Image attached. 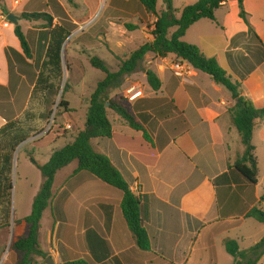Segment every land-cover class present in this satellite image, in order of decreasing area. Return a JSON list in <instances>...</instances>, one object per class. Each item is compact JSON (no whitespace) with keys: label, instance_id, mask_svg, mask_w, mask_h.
Wrapping results in <instances>:
<instances>
[{"label":"crops","instance_id":"1","mask_svg":"<svg viewBox=\"0 0 264 264\" xmlns=\"http://www.w3.org/2000/svg\"><path fill=\"white\" fill-rule=\"evenodd\" d=\"M93 2L0 0V14L18 18L15 25L8 20L0 24V129L9 122L28 123L33 129L41 126L38 114L43 99L40 93L33 95V86L45 58L49 31L64 20L81 30L96 16ZM126 5L136 10L137 30L144 39L138 47L133 41H114L115 48L129 49L130 55L151 41L156 18L147 15L136 0H124L107 5L102 18L94 22H104L103 37L110 48L109 30H116L123 39L126 34L135 38L134 31L124 29L127 23L114 28L116 22L124 21ZM243 8L260 43L247 33L237 0H224L214 12V21L199 20L181 40L215 58L232 81L241 83V95L256 109H264V0H243ZM156 12L161 13L157 5ZM24 14L48 15L52 26L47 27L42 19H24ZM149 21L152 24L146 29ZM16 26L25 38L28 56L14 34ZM90 42L78 40L73 51L77 53L81 47L90 54ZM171 59L173 56L146 54L138 69L109 94V100L122 94L117 101L144 128L151 144L143 141L141 131L128 127L110 110L112 138L90 141L92 149L109 159L131 193L140 198L150 250L138 248L123 218L117 191L86 172L75 173L77 162H72L55 175L50 205L40 222L39 246L52 264L76 260L92 264H234L225 251V241H235L239 251H244L264 238V224L246 217L253 208L264 212V119L255 122L252 133L258 170L253 185L233 171L244 149L228 113L234 103L229 92L190 66L189 83H182L170 68ZM147 71L159 79L158 91L147 84ZM130 88L140 92L133 100L127 99ZM76 100V106L68 100L70 112L64 117L71 122L72 131L43 145L63 140L60 149L84 129L87 98ZM55 150L46 151L45 159ZM36 195H32L31 206ZM15 209L21 213L20 219L31 212L28 203ZM257 264H264V255Z\"/></svg>","mask_w":264,"mask_h":264},{"label":"trees","instance_id":"2","mask_svg":"<svg viewBox=\"0 0 264 264\" xmlns=\"http://www.w3.org/2000/svg\"><path fill=\"white\" fill-rule=\"evenodd\" d=\"M67 1L72 2V0ZM136 1L143 7L147 15L156 18L150 33L151 41L140 46L127 60L121 61L116 72H111L100 58L88 56L91 67L101 71L105 77L96 84L95 90L90 95L84 129L78 132L71 142L53 151L45 164L40 165L33 156H29V162L39 170L43 182L32 202L30 214L24 219L16 221L17 225L25 224L27 226V235L17 239L12 245L15 251L23 253L19 264H33L29 261L31 255L46 259L47 256L41 251L38 242L41 218L50 205L55 175L72 162H77L75 173L86 172L117 191L121 199L120 209L123 218L129 231L136 239L138 248L143 251L150 250L149 238L142 226L140 198L131 193L128 185L109 159L96 153L90 145L92 139L112 138V127L107 117L108 110L119 116L131 129L141 131L143 141L148 145L151 144L144 128L120 105L119 101L107 98L110 91L118 89L124 79L138 69L146 54L150 53L158 58L173 56L175 61H183L194 70L210 76L214 84L222 86L229 92L234 103L228 109V113L244 149L242 155L235 161L233 171L245 181L253 185L257 183L258 170L254 157L255 149L251 140L255 122L264 119V109H256L251 101L241 95V83L232 81L215 58L206 57L196 45L181 40L189 27L199 20L214 21V12L224 0H198L194 4L185 6L180 11L178 18L172 8V0H163L166 10L160 14L156 12L157 0ZM237 5L239 17L248 27L247 33L252 36L253 40L260 43L248 23L243 0H237ZM22 18L27 20L42 19L47 23V27L51 28L52 26V18L45 14H24ZM124 27L128 32L138 29V26L133 24H125ZM76 30L75 24L65 20L50 29L45 58L33 86L35 97L38 93L45 94L59 90L63 80L62 50L67 39ZM14 34L25 55L28 56L29 49L18 26L15 27ZM227 56L230 59V55ZM146 74L149 87L158 91L161 83L157 76L152 71H147ZM67 89L65 85L63 94L67 92ZM106 104H108L107 108ZM58 108L67 112L68 103L61 99ZM40 133L39 130L31 128L28 123L23 126L18 122H9L0 129V228L10 225L11 170L14 152L19 145L25 147L29 139L37 137ZM246 217L264 224V212L258 208L251 209ZM225 251L233 258L234 264H257L264 255V238L244 251H239L235 241L227 240L225 241ZM64 264L92 263L86 260H76Z\"/></svg>","mask_w":264,"mask_h":264},{"label":"rangeland","instance_id":"3","mask_svg":"<svg viewBox=\"0 0 264 264\" xmlns=\"http://www.w3.org/2000/svg\"><path fill=\"white\" fill-rule=\"evenodd\" d=\"M94 1L95 3L93 2V7L96 6V16L94 18H91L88 24L81 30H76L75 32H73L72 35L67 39L64 49L62 50L63 80L59 90L45 94L43 93L41 96V99H43L42 107L39 114L37 113L38 116L40 115L41 126L36 129L37 131L39 130V132L41 133L38 135V137L29 139L26 142L25 147L19 145L14 152L11 170V217L10 225L0 228V264H19L23 258V253L17 252L12 248L13 243L17 239L23 238L27 235V226L25 224H16V221L22 219L18 217L21 216V213L19 215L17 214L15 206L22 204L26 206V204L28 203V211L30 212V202L32 195L38 193L43 182V178L39 170L29 163V156H33L34 159L39 162V164H45L48 161V159H45L46 151L55 150L59 148L64 144V141L59 140L55 142H50L46 145H43V143L53 138L64 137L67 133L72 131V129L64 130L65 125H71V122L64 118L66 117V115H68L67 113L70 112V110L68 109V111L65 112L62 108H58L60 100L63 99L69 105L68 100L71 99L72 103L76 106V99H81V96H83L84 98H87V103L84 104L85 109L86 107H88L89 97L95 90L96 84L99 81H102L105 77V75L101 71L93 69L89 65L88 61L86 62V58L90 55L100 58L105 62L106 66H109V70L113 72L119 68L121 61L127 60L132 54L131 53L129 55V49L126 51H120L119 49L115 48L116 43L114 41L124 40L128 43L133 41V45L137 47L144 41L143 34L138 30L132 33L134 35L133 37L135 38H132L131 36L126 34V37L124 39L122 38V35H118V32L116 30H109L108 34L111 40H109L112 48L111 50L109 45L106 43L105 38L103 37L104 30L101 28V26L105 27L104 22L102 24H97L98 22L94 21H96V19L99 20V18H102V15L106 10L107 5H119V3L124 0ZM192 2H194V0H173L172 8L175 11V16L179 17L180 10L184 6L191 5L189 3ZM126 7L129 9L127 11L128 13L123 19L124 21L118 23L116 22L114 28L120 29L121 27L119 25H122L123 23H136V25H138V17H134L136 14V10L131 9V7L127 5ZM164 10H166L164 1L157 0V11L162 12ZM93 22L97 26H94L91 29V25L94 24ZM145 23L146 29H149V26L152 24V22L149 21ZM83 31L85 33L84 36L81 34ZM148 33L150 32L148 31ZM98 36H101V38H98ZM78 40H91L90 43L92 44V52L89 54L84 49L79 47V52L75 53L73 51V47L75 46ZM171 61L175 60L171 59ZM165 64L167 65L166 62ZM65 85L68 89L67 92L63 94ZM111 92H113V90L108 93V99L110 98L109 94ZM119 98H122V94H118L113 99L117 100ZM109 118L112 119L111 113H109ZM41 144L43 146H41ZM14 218L19 219L14 220ZM35 259L36 256L31 255L29 257V261L33 264H44V259L41 258V260L38 262L35 261Z\"/></svg>","mask_w":264,"mask_h":264},{"label":"built area","instance_id":"4","mask_svg":"<svg viewBox=\"0 0 264 264\" xmlns=\"http://www.w3.org/2000/svg\"><path fill=\"white\" fill-rule=\"evenodd\" d=\"M7 23V19L4 15L0 14V24ZM170 68L173 74L179 78L182 83H189L190 69L189 66L183 61H173L170 64ZM127 99L133 100L140 95V92L136 91L134 88H130L126 92ZM72 126L67 124L64 126V130H71ZM38 137V136H37Z\"/></svg>","mask_w":264,"mask_h":264},{"label":"water","instance_id":"5","mask_svg":"<svg viewBox=\"0 0 264 264\" xmlns=\"http://www.w3.org/2000/svg\"><path fill=\"white\" fill-rule=\"evenodd\" d=\"M6 19H7L10 23H12V24H14V25L17 24V20H18V18L15 17V16L12 15V14L7 15V16H6ZM105 107L107 108V107H108V104H106ZM44 264H52L51 259H50L49 257H46V259L44 260Z\"/></svg>","mask_w":264,"mask_h":264}]
</instances>
